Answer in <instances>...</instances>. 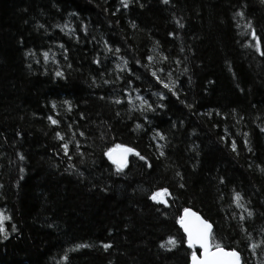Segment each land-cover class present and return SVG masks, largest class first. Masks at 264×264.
Here are the masks:
<instances>
[{
  "label": "trees",
  "instance_id": "trees-1",
  "mask_svg": "<svg viewBox=\"0 0 264 264\" xmlns=\"http://www.w3.org/2000/svg\"><path fill=\"white\" fill-rule=\"evenodd\" d=\"M186 207L264 264V2L0 0V264H190Z\"/></svg>",
  "mask_w": 264,
  "mask_h": 264
},
{
  "label": "snow or ice",
  "instance_id": "snow-or-ice-1",
  "mask_svg": "<svg viewBox=\"0 0 264 264\" xmlns=\"http://www.w3.org/2000/svg\"><path fill=\"white\" fill-rule=\"evenodd\" d=\"M164 2L167 3V0H164ZM262 2H264V0H262ZM257 50H260L259 44H257ZM45 57H47V54H45ZM61 75L62 73L59 71L56 72V76ZM153 75H155V73H153ZM165 87L168 86L165 85ZM169 90L171 91V89ZM49 119L51 120V117H49ZM52 123L55 124L56 121L52 120ZM161 139H163V137H161ZM63 147L67 153V145H64ZM233 149L235 150V144H233ZM130 152H133L132 148L115 145L114 148L108 149V151L105 152V155L116 166L117 171H120L125 166L127 162V154ZM135 154L139 155V153ZM21 159H23V157H21ZM140 159L144 160L145 158L140 156ZM167 195H169L168 190L161 189L154 192L150 199L166 204L164 197ZM249 215H251V213H249ZM8 219L9 217L0 213V234H3L6 231L4 222ZM177 223L179 224L180 228L183 229L188 248L194 249L196 246H199V249L201 250L199 256L195 251L192 252L191 264H242L241 255L238 251L235 249L225 250V248L219 243L211 242L210 237L212 226L195 212L191 211V209L185 208L183 210V215L177 218ZM168 243L175 245L177 242L175 239L169 238ZM107 247L108 245H105V248Z\"/></svg>",
  "mask_w": 264,
  "mask_h": 264
},
{
  "label": "water",
  "instance_id": "water-1",
  "mask_svg": "<svg viewBox=\"0 0 264 264\" xmlns=\"http://www.w3.org/2000/svg\"><path fill=\"white\" fill-rule=\"evenodd\" d=\"M121 146H123V147H127V148H132V147H130V146H127V145H121ZM112 148H114V147H112ZM133 149V148H132ZM132 152H130V153H128L127 154V157H126V160H127V162H126V164L128 163V161H129V157H130V154H131ZM125 164V165H126ZM186 208H189V207H186ZM185 209V208H184ZM183 209V210H184ZM189 209H191V211H193V212H195L197 215H199L202 219H204V220H206L205 218H203L202 217V215L200 214V213H198L197 211H195L194 209H192V208H189ZM183 210L181 211V215H183ZM180 215V216H181ZM207 221V220H206ZM211 226H212V224L209 222V221H207ZM181 230H182V232H183V229L181 228ZM211 231H212V227H211ZM183 234H184V232H183ZM185 235V234H184ZM185 239H186V236H185ZM197 248H199V246H196ZM225 248V247H224ZM225 250H231V249H228V248H225ZM201 251V250H200ZM200 251L197 253V255L199 256V254H200ZM237 251V250H236ZM190 264H191V258H190Z\"/></svg>",
  "mask_w": 264,
  "mask_h": 264
}]
</instances>
